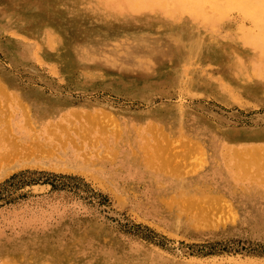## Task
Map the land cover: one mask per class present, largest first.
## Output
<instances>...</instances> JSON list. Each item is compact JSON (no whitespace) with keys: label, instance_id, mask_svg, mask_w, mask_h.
Here are the masks:
<instances>
[{"label":"rangeland","instance_id":"1","mask_svg":"<svg viewBox=\"0 0 264 264\" xmlns=\"http://www.w3.org/2000/svg\"><path fill=\"white\" fill-rule=\"evenodd\" d=\"M195 6L0 0V264H264V17Z\"/></svg>","mask_w":264,"mask_h":264},{"label":"bare ground","instance_id":"2","mask_svg":"<svg viewBox=\"0 0 264 264\" xmlns=\"http://www.w3.org/2000/svg\"><path fill=\"white\" fill-rule=\"evenodd\" d=\"M112 1H115V0H112ZM191 1L194 5H196L195 6L196 12L202 13V16L204 18H206V16H208V14H207L208 11H211L214 15H223L224 13L228 12L231 9H238L241 11L242 14H244L247 17H253V18L264 17V0H191ZM106 6L107 5H105V8H106ZM173 7H174V5H173ZM255 22H261V20L255 19ZM244 32H245V35L247 36V37L244 36L242 39L244 44L249 45L250 47L254 48L256 51H258L260 53V55L257 58L258 60H260L261 58L264 59V32H260V33H256L253 31H244ZM165 38L167 39V37H165ZM52 45H54V44H52ZM152 51H153V49H152ZM249 65H250L251 70H254V72L255 71L258 72V73L256 72L258 75L259 74L264 75V61H259V62L257 61L256 63H254V61L252 60L251 62H249ZM33 154H34V152H33ZM49 156L50 155H48V157ZM23 159H25V158H23ZM75 165L73 167H76ZM80 167L86 168V166H83L82 164H79V168ZM239 167L241 168V166H239ZM252 167L254 168V165ZM77 168H78V166H77Z\"/></svg>","mask_w":264,"mask_h":264}]
</instances>
